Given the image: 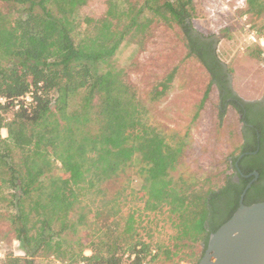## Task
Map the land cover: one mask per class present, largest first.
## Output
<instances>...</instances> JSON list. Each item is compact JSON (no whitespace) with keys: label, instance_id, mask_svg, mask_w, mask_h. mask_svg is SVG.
<instances>
[{"label":"trees","instance_id":"1","mask_svg":"<svg viewBox=\"0 0 264 264\" xmlns=\"http://www.w3.org/2000/svg\"><path fill=\"white\" fill-rule=\"evenodd\" d=\"M87 3L0 0V97L6 99L0 104V220L9 222L23 251H7L2 264H40L36 258L198 264L210 234L239 207L253 178L246 177L252 168L244 165L251 155L236 162L258 143L243 142L242 126L236 152L202 173L183 170L192 147L189 134L160 126L150 114L168 96L174 71L153 84L147 103L120 53L128 43L143 46L155 23L178 25L188 55L209 75L206 96L211 86L218 89L220 121L230 99L240 121L251 123L244 113L248 103L232 93L212 34L193 27V0H107L99 17L80 12ZM246 7L261 15L264 0H246ZM30 91L33 101L25 107L20 98ZM134 167L144 209L168 213V240L154 241V228L128 210L136 193ZM254 170L264 175L263 166ZM260 201L264 187L253 183L244 203Z\"/></svg>","mask_w":264,"mask_h":264},{"label":"rangeland","instance_id":"2","mask_svg":"<svg viewBox=\"0 0 264 264\" xmlns=\"http://www.w3.org/2000/svg\"><path fill=\"white\" fill-rule=\"evenodd\" d=\"M106 7L107 0H88L80 12L99 17L104 14ZM246 9V0H193L191 22L200 33L212 34L217 56L229 70L230 86L234 93L244 100L253 101L264 98V56L259 52V46L249 40L248 32L255 31L259 37H264V13L255 16L247 13ZM119 59L127 69L130 82L147 103L153 84L174 71L168 96L161 103L151 106L150 114L160 126L173 129L181 135L189 134L187 140L192 147H189L190 157L182 165L183 170L202 173L210 169L212 163L225 159L232 151L236 152L234 147L242 141L243 124L239 115L227 105L220 121L218 89L211 86L206 96L209 75L194 56L188 55L180 26L153 24L152 34L143 46L128 43ZM201 100H204V104L198 110L197 105ZM136 169H131V186L136 193L129 197L133 200L128 203V210L136 215L141 214L143 225L154 228V241L168 240V213L165 208L162 213L144 209L145 197L139 191L141 180L136 175ZM156 225H159L157 233ZM0 246L6 252L23 255L9 222L5 220H0ZM36 259L40 264H62L52 258ZM159 262L156 264H161Z\"/></svg>","mask_w":264,"mask_h":264},{"label":"water","instance_id":"3","mask_svg":"<svg viewBox=\"0 0 264 264\" xmlns=\"http://www.w3.org/2000/svg\"><path fill=\"white\" fill-rule=\"evenodd\" d=\"M254 174L258 176V172ZM251 185L248 183L242 192L232 217L210 234L198 264H264V201L244 203Z\"/></svg>","mask_w":264,"mask_h":264},{"label":"flooded vegetation","instance_id":"4","mask_svg":"<svg viewBox=\"0 0 264 264\" xmlns=\"http://www.w3.org/2000/svg\"><path fill=\"white\" fill-rule=\"evenodd\" d=\"M207 40L209 41L210 39ZM229 86H230V80H229ZM232 93L236 94L234 93V91H232ZM244 101H246L245 103H248V105L244 107V113L248 115V118L251 120V123L242 122L243 129L245 130V132H243L244 133L243 142L250 143L251 145L254 143L256 144V142L258 144L255 151L246 152L241 155H243V157L246 155H251L250 158L244 161V165L247 168H252V172L249 173L247 176L248 177L253 176L250 182H252V185L254 183L257 188L261 189L264 187V175L261 177L258 173V176H256L254 172L257 171L254 170V168L256 166L264 167V98L253 101H247V100ZM229 103H230V99H228L227 105H230ZM240 117L242 116L240 115ZM245 126H247L248 128H252L253 131L246 130ZM235 180H237V177H235ZM255 190L256 188L254 187L252 191Z\"/></svg>","mask_w":264,"mask_h":264},{"label":"built area","instance_id":"5","mask_svg":"<svg viewBox=\"0 0 264 264\" xmlns=\"http://www.w3.org/2000/svg\"><path fill=\"white\" fill-rule=\"evenodd\" d=\"M248 38H249V40H251V42L256 43L259 46V48L262 52V55L264 56V37H259L255 31H249L248 32ZM20 100L23 101L25 107L30 105V103L33 101V91L26 93L24 96H22L20 98ZM5 101H6V99L4 97H0V104H4ZM14 102L16 104V108H18L20 105L19 100H15ZM85 254L88 255L90 253H85ZM5 257H6V251L3 249L2 246H0V264H2ZM132 258H134V255H132L131 259ZM128 264H132L131 260H130V262H128Z\"/></svg>","mask_w":264,"mask_h":264},{"label":"crops","instance_id":"6","mask_svg":"<svg viewBox=\"0 0 264 264\" xmlns=\"http://www.w3.org/2000/svg\"><path fill=\"white\" fill-rule=\"evenodd\" d=\"M1 133H2V136H3V137H6V136H7V131H6V129H2V130H1Z\"/></svg>","mask_w":264,"mask_h":264}]
</instances>
